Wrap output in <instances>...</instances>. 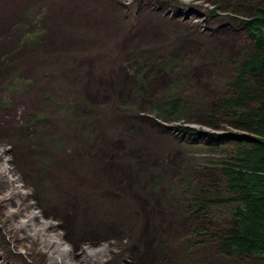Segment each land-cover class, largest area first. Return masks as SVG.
<instances>
[{
    "label": "rangeland",
    "instance_id": "obj_1",
    "mask_svg": "<svg viewBox=\"0 0 264 264\" xmlns=\"http://www.w3.org/2000/svg\"><path fill=\"white\" fill-rule=\"evenodd\" d=\"M75 5L82 7L72 14ZM98 5L121 27L120 34L98 39V47L90 46L91 0H8L10 19L0 14V150L16 161L22 151L42 152L40 166L49 170L54 144L59 178L74 173L89 183H77V195L63 183V209L56 215L49 212L51 201L40 205L32 193L14 201L32 204L64 235V227L80 225L86 200L118 198L122 222L111 218L94 225L112 228L88 239L93 264H264V255L218 252L197 234L200 219L194 214L224 228L239 205L230 199L223 167L236 162L239 137L253 134L235 128L214 104L231 97L238 68L251 54L253 39L244 21L259 3L99 0ZM143 18L165 25L163 44L140 41ZM150 26L147 37L155 35ZM125 37L136 45L123 47L122 56L109 64L117 82H99V71L88 60L108 40L111 45ZM76 42L88 46L76 48ZM40 133L47 137H37ZM3 194L0 181V227L15 220L7 217L14 208ZM216 198L228 200L208 201ZM23 244L17 250L25 264L47 263L39 245Z\"/></svg>",
    "mask_w": 264,
    "mask_h": 264
},
{
    "label": "bare ground",
    "instance_id": "obj_2",
    "mask_svg": "<svg viewBox=\"0 0 264 264\" xmlns=\"http://www.w3.org/2000/svg\"><path fill=\"white\" fill-rule=\"evenodd\" d=\"M98 1L99 0H91L92 6H94L90 10L91 18L89 23V30L93 33L94 37L90 46L96 45V47H98L99 44L98 39L108 38L110 35L115 36L121 32L120 21L110 15V11H108L105 6H99ZM81 7V5L71 6L70 12L74 14L75 10ZM4 13L5 15L3 17L9 20L10 10L8 7V0L0 1V14L2 15ZM143 20L145 21V26L140 41L146 42L153 39L155 42H158V44H163V41L166 40L164 33H167V29L164 27L165 25H163V23L157 25L151 24L147 18L146 20L143 18ZM149 25H152L150 26L152 28L151 32L154 31L153 33H155L153 37H147V31L149 30L147 26ZM111 28L112 31H110ZM125 38L126 39L122 41L115 40L111 45H109L108 40L106 44L101 45L99 51H95L92 58L88 60L91 68L99 71V82L107 85H112L117 82L119 77H114L116 75L114 73L116 72L108 68L110 66L109 64L122 56L119 51L123 49V47L126 48L129 45V47L136 45L131 38ZM66 43H68L67 46L71 45L67 41ZM72 45L76 46V48H85L88 46L83 42H76ZM42 135L45 136L44 138L47 137L45 133L36 134L39 138H41ZM52 145L51 154L53 162H51L52 164L49 170H43L40 166L42 152L28 155L22 151V153H18L16 161L14 159H9L10 156L7 154L5 148H1L0 150V181L3 184L4 192H6L1 198L3 200H9L14 210L12 212L9 211L7 217H13L15 219L9 222V218L7 223H4L2 227H0V264H25L23 255L17 250L18 246L22 247V245H24V240L39 245L40 249H38V252L44 260H47L45 264H93L95 261L91 258L92 247L88 239L92 238L94 234L96 237H103L106 235L107 231L112 228L93 226H100L105 222L108 223V220L111 221V218L113 221L116 220L117 222H122L123 220L120 215L122 206L118 198L99 201L96 204H92L89 200H86V204L82 211L83 218L79 222L80 225L74 223L73 227H64L66 234L63 235L54 223L41 219L42 216L40 217L33 211L32 204L24 203V207L20 205L22 199L25 201L26 197L32 193L40 205L41 202L51 201L49 212L56 215L63 209L61 202L62 193L65 194L63 188L65 185H63V183L67 184V189L76 193L75 195H77L78 192L77 183H84L89 187L87 181L78 180L74 173L63 178L65 181L59 178L61 171L55 161L59 151L54 147V144ZM17 162L18 164L21 163L20 167L15 166L14 163ZM23 178H25L28 183H26ZM67 178L71 179L72 184L69 180H66ZM27 186H32L33 191H25L23 188H27ZM76 198L78 197L76 196L74 199L76 200ZM14 200H19L20 202H15ZM74 205H77V203H74ZM3 231L9 236L10 241L12 240L11 244L15 249L14 252L7 249L9 245H5L2 235ZM18 232H21V235L13 239L11 234ZM19 240H21V242L23 241V243L16 244V242H14ZM62 240H64V242H62ZM63 243L69 244L70 248L62 247ZM77 249L81 251L77 252ZM25 253L28 254L29 251L26 250ZM98 261L99 260H97V262ZM99 262H102V260Z\"/></svg>",
    "mask_w": 264,
    "mask_h": 264
},
{
    "label": "trees",
    "instance_id": "obj_3",
    "mask_svg": "<svg viewBox=\"0 0 264 264\" xmlns=\"http://www.w3.org/2000/svg\"><path fill=\"white\" fill-rule=\"evenodd\" d=\"M253 1L259 7L248 10L244 21L253 39L251 54L238 68L231 97L214 104L217 112L230 115L235 128L253 134L239 137L236 162L223 167L226 186L233 194L230 199L239 205L224 228L214 227L199 211L194 213L200 219L197 234L214 243L218 252L247 257L264 255V0ZM178 106L176 102L172 108ZM222 200L228 199L208 201Z\"/></svg>",
    "mask_w": 264,
    "mask_h": 264
}]
</instances>
